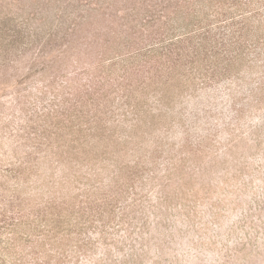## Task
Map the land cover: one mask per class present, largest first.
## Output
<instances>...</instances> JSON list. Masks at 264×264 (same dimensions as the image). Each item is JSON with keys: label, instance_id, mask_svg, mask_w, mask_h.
I'll use <instances>...</instances> for the list:
<instances>
[{"label": "rangeland", "instance_id": "obj_1", "mask_svg": "<svg viewBox=\"0 0 264 264\" xmlns=\"http://www.w3.org/2000/svg\"><path fill=\"white\" fill-rule=\"evenodd\" d=\"M168 2L0 0L6 264L54 256L40 242L57 214L69 261L53 264H264V59L156 90L132 69L119 77L134 51L124 46ZM77 112L93 129L83 145Z\"/></svg>", "mask_w": 264, "mask_h": 264}, {"label": "trees", "instance_id": "obj_2", "mask_svg": "<svg viewBox=\"0 0 264 264\" xmlns=\"http://www.w3.org/2000/svg\"><path fill=\"white\" fill-rule=\"evenodd\" d=\"M168 3L163 6V10L156 18L149 16L143 20L142 28L137 36H134L137 38L124 46L125 49L134 51L133 57H130L124 66L123 74L119 75L122 82L126 79L128 69H132L136 75L141 76L137 83L143 81L141 83L143 85L148 82L146 88L154 85L156 90L157 87L164 88L167 85L171 87L175 83L183 82L182 78H186V82L193 71L202 70L204 73L200 76L203 75L210 80L221 79V76L228 75L234 67L242 64L239 62L241 58L249 60V57L254 59L261 56L264 59V0H169ZM197 4L203 5L198 8ZM204 10L208 11L204 14ZM120 38L128 39L121 36ZM114 42L116 44V40ZM111 49H106V52H110ZM117 59L119 55L115 56V60ZM111 66L116 64L112 63ZM106 82L103 81V84L106 85ZM122 82L116 87L123 88ZM169 91L171 92L170 89ZM146 94L148 93L145 92ZM109 95L107 91L102 95L107 113L112 112L114 103L108 99ZM93 104L98 105V102ZM82 119L83 116H79L77 112L75 114L77 124L72 121L75 127L74 144L80 142V145H83L89 135L93 134L91 127L85 130L79 126ZM92 121L93 119L89 120L87 124H92ZM108 125V119L102 118L94 127L107 129ZM77 150V147L73 146L72 157L77 158ZM66 219L60 214L55 215L51 228L46 235L44 233L48 240L42 239L40 242L41 249L44 250L46 246L50 250H56L55 255L50 254L49 258H46L47 254L40 250L32 258L35 261L33 264H53L51 261L55 256H59L54 260L56 263L69 261V250L66 248L70 246L71 231L69 221ZM64 241L65 245L62 248L61 243ZM25 263L32 264L31 261ZM0 264H6L5 260H0Z\"/></svg>", "mask_w": 264, "mask_h": 264}]
</instances>
